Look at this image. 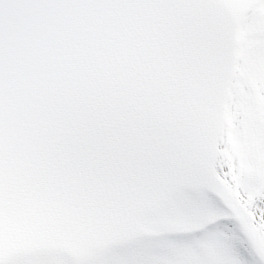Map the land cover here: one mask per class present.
Wrapping results in <instances>:
<instances>
[{
  "label": "snow or ice",
  "instance_id": "obj_1",
  "mask_svg": "<svg viewBox=\"0 0 264 264\" xmlns=\"http://www.w3.org/2000/svg\"><path fill=\"white\" fill-rule=\"evenodd\" d=\"M0 264H264V0H0Z\"/></svg>",
  "mask_w": 264,
  "mask_h": 264
}]
</instances>
